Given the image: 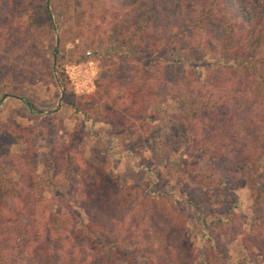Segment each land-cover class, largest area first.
Returning <instances> with one entry per match:
<instances>
[{
  "label": "trees",
  "instance_id": "16d2710c",
  "mask_svg": "<svg viewBox=\"0 0 264 264\" xmlns=\"http://www.w3.org/2000/svg\"><path fill=\"white\" fill-rule=\"evenodd\" d=\"M51 1L0 0V29L9 30L14 19L22 24L21 41L31 58L44 54V38L57 30ZM89 3L91 16L109 15L112 29L122 32L121 41L111 43L106 51L109 57L133 62L142 55L143 46L156 59L176 46L188 53L193 64L205 55L216 57L205 63L203 76L175 60L143 71L146 81L132 78L120 83L113 94L105 89L103 96L127 112L151 107L158 116L165 97L176 102L179 113L168 119L164 139L150 144L153 164L171 170L178 180L192 182L183 191L186 205L207 232L212 225L235 232L234 190L246 187L263 213L250 233H237L247 257L255 252L264 257V171L257 166L264 151V27L260 24L264 0ZM6 44L0 40V52ZM52 57L49 72L55 73L66 101L69 84L59 45ZM15 76L0 53V85ZM22 102L29 112L41 115L27 100ZM82 116L92 123L86 114ZM23 145L26 150L17 152ZM31 145L27 130L0 124V264H134L138 255L147 264H194L183 243L186 220L176 191L171 186L162 188L152 170L154 183L122 192L109 184L102 170L86 164L70 142L52 143L44 156L45 170L37 174L27 152ZM176 152L178 158L171 162L168 156ZM196 155L214 167L199 171ZM60 180L68 184L72 205L86 222H74L62 209L51 206L46 194ZM149 188H154L152 197H144ZM204 210L219 218L207 222ZM206 241L209 246L202 264H229L219 237L208 233ZM247 257L237 264H249Z\"/></svg>",
  "mask_w": 264,
  "mask_h": 264
},
{
  "label": "rangeland",
  "instance_id": "374dc122",
  "mask_svg": "<svg viewBox=\"0 0 264 264\" xmlns=\"http://www.w3.org/2000/svg\"><path fill=\"white\" fill-rule=\"evenodd\" d=\"M50 10L57 30L44 38V54L39 52L33 58L27 56L21 41L23 26L16 19L9 30L3 32L0 29V40L7 42L0 53L12 65L16 75L0 85V124L29 132L32 149L27 152L33 159L37 174L45 170L44 156L52 143L57 141L70 142L72 147L79 148L83 161L102 170L108 176L109 184L118 191L142 189L154 183L155 176L149 171L152 170L162 188L171 186L176 191L178 207L186 220L182 231L183 243L194 264L204 261V251L209 246L206 241L208 233L219 237V245L227 255L229 264H237L247 257L242 238L237 232L250 233L254 220L263 211L254 205L246 187L234 190L235 232H222L213 225L207 232L196 222L186 205L183 191L186 186H192V182L189 179L178 180L171 170L153 164L150 144L153 140L164 139L168 119L179 113L176 102L165 97L161 104V115L158 116L152 113L151 107L140 113L127 112L120 106H113L103 96L105 89H110L113 94L120 83L132 78L146 81L143 71H154L158 66L175 60L184 61L188 70L203 76L205 63L213 62L216 57L205 55L202 61L193 64L188 53L176 46L168 47L162 52V57L156 59L152 51L143 46V53L137 60L121 62L116 57H109L106 52L111 43L117 45L121 41L120 28L112 29L108 22L111 17L107 14L103 15L106 16L103 19L91 16L93 9L89 0H83V3H77V0H52ZM260 24L264 27V15ZM58 45L63 73L69 84L66 101L62 100L61 89L53 78L55 73L52 75L49 72L53 62L52 53ZM136 68L137 73L133 70ZM4 94L12 96L3 97ZM22 99L31 103L41 115L29 112ZM82 113L87 115L91 124ZM26 148L23 145L16 151L21 153ZM168 158L171 162L175 161L178 152L170 153ZM196 164L199 171L214 167L211 161L199 155H196ZM257 166L264 171V151ZM11 172L16 179L15 171ZM148 190L143 196L151 198L150 193L154 192V188ZM46 196L54 209H62L74 222H86L83 213L73 207L70 188L64 180H60ZM203 216L207 222L219 218L205 210ZM133 253L134 250H131L129 255ZM247 258L249 264H264V257L258 252ZM134 264H147V260L138 255Z\"/></svg>",
  "mask_w": 264,
  "mask_h": 264
}]
</instances>
